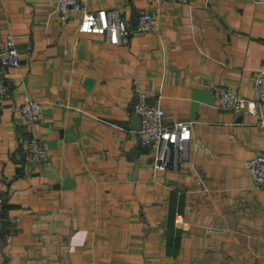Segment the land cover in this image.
<instances>
[{
  "label": "crops",
  "instance_id": "obj_1",
  "mask_svg": "<svg viewBox=\"0 0 264 264\" xmlns=\"http://www.w3.org/2000/svg\"><path fill=\"white\" fill-rule=\"evenodd\" d=\"M118 9L134 27L127 43L62 20L54 0H0V47L12 32L18 66L0 106L4 264H264V187L246 160L264 153L251 112L219 106L218 89L255 100L264 64V0H82ZM38 99L34 122L19 112ZM168 122L192 120L188 158L153 166L140 142L138 95ZM264 112V103L259 106ZM49 152L24 161L27 140Z\"/></svg>",
  "mask_w": 264,
  "mask_h": 264
},
{
  "label": "built area",
  "instance_id": "obj_2",
  "mask_svg": "<svg viewBox=\"0 0 264 264\" xmlns=\"http://www.w3.org/2000/svg\"><path fill=\"white\" fill-rule=\"evenodd\" d=\"M187 2V0H177ZM54 10L62 20H67L73 12H81L79 30L104 34L111 43H127L132 32L150 31L157 28L154 16L150 12L140 13L134 27L116 8H100L95 11L84 8L82 0H54ZM20 53L12 32L5 35L4 45L0 47V64L18 66ZM256 99L251 100L227 88H219V106L226 109L241 110L257 114L258 125L264 130V112L259 106L264 103V64L257 70L254 78ZM10 85L0 78V106L4 96L9 92ZM42 104L38 99L24 93L19 103L20 114L29 122L38 120ZM133 110L140 117V142L146 146H156L153 166L158 170L171 168L177 170L182 161L188 158V147L192 139V120H176L168 122L164 118V109L157 103L149 102L144 93L138 95ZM24 161L35 164L49 159L46 146L39 139L26 141L23 150ZM246 168L256 184L264 187V153L255 155L245 162ZM4 196L0 189V229L3 224ZM0 264H4L0 259Z\"/></svg>",
  "mask_w": 264,
  "mask_h": 264
}]
</instances>
